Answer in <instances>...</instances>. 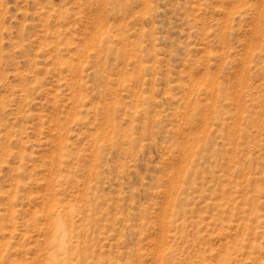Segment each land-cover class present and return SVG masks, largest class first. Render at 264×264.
I'll use <instances>...</instances> for the list:
<instances>
[{
    "label": "rangeland",
    "instance_id": "1",
    "mask_svg": "<svg viewBox=\"0 0 264 264\" xmlns=\"http://www.w3.org/2000/svg\"><path fill=\"white\" fill-rule=\"evenodd\" d=\"M0 264H264V0H0Z\"/></svg>",
    "mask_w": 264,
    "mask_h": 264
},
{
    "label": "bare ground",
    "instance_id": "2",
    "mask_svg": "<svg viewBox=\"0 0 264 264\" xmlns=\"http://www.w3.org/2000/svg\"><path fill=\"white\" fill-rule=\"evenodd\" d=\"M59 225V224H58Z\"/></svg>",
    "mask_w": 264,
    "mask_h": 264
}]
</instances>
